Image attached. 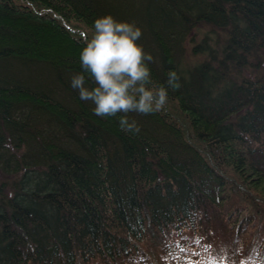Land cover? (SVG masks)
Returning a JSON list of instances; mask_svg holds the SVG:
<instances>
[{"label": "trees", "instance_id": "16d2710c", "mask_svg": "<svg viewBox=\"0 0 264 264\" xmlns=\"http://www.w3.org/2000/svg\"><path fill=\"white\" fill-rule=\"evenodd\" d=\"M109 15L168 91L136 134L71 87ZM259 185L264 0H0V264H264Z\"/></svg>", "mask_w": 264, "mask_h": 264}, {"label": "clouds", "instance_id": "9594fccd", "mask_svg": "<svg viewBox=\"0 0 264 264\" xmlns=\"http://www.w3.org/2000/svg\"><path fill=\"white\" fill-rule=\"evenodd\" d=\"M141 36L142 30L134 23L117 21L111 15L98 18L94 34L80 53L81 68L95 87L86 86L84 74L71 79L79 98L94 105V115L119 116L120 129L133 134L140 128L135 119L129 118L130 113L155 114L168 101L167 89L156 86L151 79L148 63L154 58L138 43ZM167 84L173 90L181 87L176 71L168 73Z\"/></svg>", "mask_w": 264, "mask_h": 264}, {"label": "rangeland", "instance_id": "374dc122", "mask_svg": "<svg viewBox=\"0 0 264 264\" xmlns=\"http://www.w3.org/2000/svg\"><path fill=\"white\" fill-rule=\"evenodd\" d=\"M208 32V27L206 26H197L191 33H189L190 35L188 36V38L185 41V46L187 48V52L191 53V47L193 46V44H191L192 42L195 41H199L206 33ZM195 37L194 41H191L192 37ZM190 58V57H189ZM18 62H15V64H17ZM259 189L264 188V185H259L257 186Z\"/></svg>", "mask_w": 264, "mask_h": 264}]
</instances>
